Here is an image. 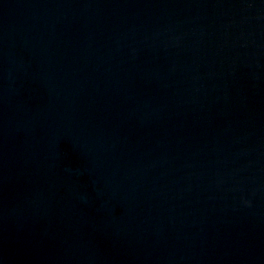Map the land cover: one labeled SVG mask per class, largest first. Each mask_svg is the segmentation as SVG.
Returning <instances> with one entry per match:
<instances>
[{
  "label": "water",
  "instance_id": "obj_1",
  "mask_svg": "<svg viewBox=\"0 0 264 264\" xmlns=\"http://www.w3.org/2000/svg\"><path fill=\"white\" fill-rule=\"evenodd\" d=\"M0 264H264V0H0Z\"/></svg>",
  "mask_w": 264,
  "mask_h": 264
}]
</instances>
